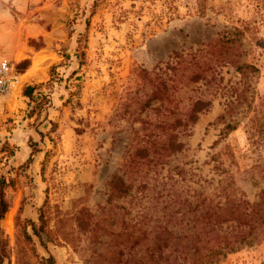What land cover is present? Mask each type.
<instances>
[{"label":"rangeland","instance_id":"1","mask_svg":"<svg viewBox=\"0 0 264 264\" xmlns=\"http://www.w3.org/2000/svg\"><path fill=\"white\" fill-rule=\"evenodd\" d=\"M205 1L207 10L198 15V0H0V60L11 65L29 60L19 83L0 95V175L8 183L10 201L0 218V234L11 246L17 223L37 221L42 205L51 225L57 209L86 205L95 210L104 203L107 183L126 162L129 143L134 145L136 133L142 137L148 131L142 120L112 117L141 84L140 68L164 69L174 52L206 50L223 30L236 26L244 30L245 58L259 71L255 104L264 107V0ZM78 39L86 46L82 57L76 56ZM217 71L229 92L238 86L240 74L230 65ZM26 85H36L47 98L32 115L36 102L23 95ZM229 92L207 94L208 110L198 113L181 138L185 149L177 162L189 178L180 188L212 192L220 178L214 165L220 160L230 165L239 192L255 201L260 186L251 184L247 171L264 160V147L256 145L247 118L220 136ZM190 93L199 95L196 89ZM147 112L141 117L146 119ZM166 172L164 167L159 183ZM88 245V239L76 248L57 240L47 242L46 249L37 245V251L51 253L56 264H98V252ZM218 264H264V234Z\"/></svg>","mask_w":264,"mask_h":264},{"label":"trees","instance_id":"2","mask_svg":"<svg viewBox=\"0 0 264 264\" xmlns=\"http://www.w3.org/2000/svg\"><path fill=\"white\" fill-rule=\"evenodd\" d=\"M206 10V1L198 0L197 14ZM218 36L206 50L174 52L172 63L164 69L138 70L141 84L127 94L112 117L129 123L130 118L142 120V129L148 131L142 137L136 133L137 140L131 141L134 145L129 143L126 162L107 183L104 203L95 210L86 205L75 211L57 209L51 225L42 205L37 221L17 223L14 247L0 234V264H11L12 257L15 264H56L51 253L40 255L37 245L46 249L47 242L63 240L76 248L87 239L93 253L98 252V264H218L228 253L260 241L264 234V160L247 171L251 184L260 186L255 201L239 192L230 165L224 166L220 160L214 165L220 178L212 192L204 187L192 193L188 186L180 188L189 178L184 164L177 162L185 149L181 138L198 113L208 110L211 98L207 94L223 89L229 92L220 84L218 67L230 65L240 74L238 86L229 92L228 110L221 117L227 122L220 136H227L247 118L256 145L264 147V107L255 104L259 71L245 58L244 30L235 26ZM81 41L78 39V57L84 55L81 48L86 47ZM28 65L29 60L24 59L13 65L14 71L22 74ZM199 85L204 86L200 92ZM36 88L26 85L22 90L36 102L30 115L39 112L42 101L47 100ZM194 89L199 95L190 93ZM148 110L155 116L149 117ZM144 112L146 119L141 117ZM231 158L230 164L234 162ZM164 167L166 179L159 183ZM7 186L0 175V218L10 208Z\"/></svg>","mask_w":264,"mask_h":264},{"label":"built area","instance_id":"3","mask_svg":"<svg viewBox=\"0 0 264 264\" xmlns=\"http://www.w3.org/2000/svg\"><path fill=\"white\" fill-rule=\"evenodd\" d=\"M19 83V74L14 71L7 59L0 60V95H3Z\"/></svg>","mask_w":264,"mask_h":264}]
</instances>
